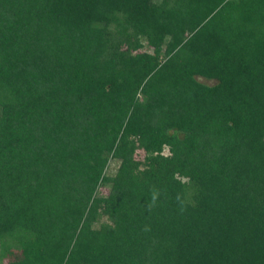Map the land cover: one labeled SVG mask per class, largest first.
Listing matches in <instances>:
<instances>
[{"label":"trees","instance_id":"obj_1","mask_svg":"<svg viewBox=\"0 0 264 264\" xmlns=\"http://www.w3.org/2000/svg\"><path fill=\"white\" fill-rule=\"evenodd\" d=\"M0 264H264V0H0Z\"/></svg>","mask_w":264,"mask_h":264},{"label":"rangeland","instance_id":"obj_2","mask_svg":"<svg viewBox=\"0 0 264 264\" xmlns=\"http://www.w3.org/2000/svg\"><path fill=\"white\" fill-rule=\"evenodd\" d=\"M164 153L167 154V150H165ZM114 168H115V164H111V170L110 171H113Z\"/></svg>","mask_w":264,"mask_h":264},{"label":"clouds","instance_id":"obj_3","mask_svg":"<svg viewBox=\"0 0 264 264\" xmlns=\"http://www.w3.org/2000/svg\"><path fill=\"white\" fill-rule=\"evenodd\" d=\"M179 199V198H178Z\"/></svg>","mask_w":264,"mask_h":264}]
</instances>
